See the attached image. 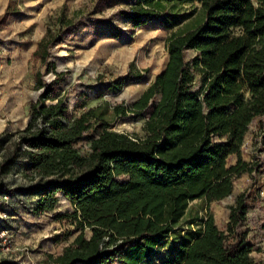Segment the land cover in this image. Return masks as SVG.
<instances>
[{"label":"trees","instance_id":"trees-1","mask_svg":"<svg viewBox=\"0 0 264 264\" xmlns=\"http://www.w3.org/2000/svg\"><path fill=\"white\" fill-rule=\"evenodd\" d=\"M120 2L128 8L114 15L135 28L157 18L168 21L167 4L199 2L204 20L173 32L164 69L130 106L113 108L117 115L146 117L144 136L111 129L106 105L72 116L65 93L61 95L66 73L50 58L54 44L81 27L82 9L72 17L60 13L55 28L39 41L33 52L44 65L35 74L39 94L0 171L24 155L27 170L39 179L21 189L36 198L32 213L53 211L61 196L72 206L58 217L71 218L81 232L61 254H49L45 264H110L116 259L144 264L169 237L179 245L161 264H264L252 255L261 251L255 230L264 233V216L254 222L248 217L252 198L246 192L234 197L224 228L212 211L198 229L177 228L192 201L226 199L234 193L236 178L254 170L242 158L254 122L264 145V0ZM13 13L9 5L0 26ZM190 50L195 51L192 58ZM50 72L55 78L46 81ZM196 74L202 78L199 86ZM128 76L142 74L131 71ZM233 156L237 161L230 163ZM8 193L14 190L0 182L2 208Z\"/></svg>","mask_w":264,"mask_h":264},{"label":"rangeland","instance_id":"rangeland-1","mask_svg":"<svg viewBox=\"0 0 264 264\" xmlns=\"http://www.w3.org/2000/svg\"><path fill=\"white\" fill-rule=\"evenodd\" d=\"M9 5L14 13L5 25L0 26V164L10 156L19 140L20 130L28 124L30 104L39 94L34 87L35 74L44 70V65L34 59L33 52L43 35L55 28L60 13L72 17L76 10L82 9L86 16H78L81 27L55 43L50 58L58 71L66 73L61 95L65 93L71 115L78 116L88 108L106 105V118L112 124L111 129L139 136L145 135L146 117H136L131 112L117 115L113 108L122 104L130 106L131 101L138 99L164 69L168 60L167 38L173 32L194 27L204 20L199 2L167 4L164 9L168 21L157 18L136 28L114 15L119 9L128 8L120 0H0V15ZM93 17L102 22H93ZM109 28L121 30L125 36H115ZM194 55L193 50L187 52L189 58ZM131 71L142 76L130 78ZM54 78V72L45 75L46 81ZM201 81V76L196 74L195 85L199 86ZM242 158L253 163L255 168L236 178L233 195L220 201H192L177 228L198 229L208 211L214 213L217 224L224 228L230 205L242 192L252 198L248 217L254 222L264 216V145L257 122L249 129ZM229 161L235 163L237 157L233 156ZM38 180L27 170L24 155L7 170L0 171V182L14 190L3 203L10 242L8 249L0 246V262L45 264L49 254H61L81 232L71 218L58 217V214L72 211L67 201L59 200L51 212L32 213L36 198L24 194L21 189ZM253 222L251 226H254ZM255 231L261 251L252 255L257 260H264V233ZM178 245L179 241L174 237L165 239L144 264H161ZM110 264L125 263L116 259Z\"/></svg>","mask_w":264,"mask_h":264},{"label":"built area","instance_id":"built-area-1","mask_svg":"<svg viewBox=\"0 0 264 264\" xmlns=\"http://www.w3.org/2000/svg\"><path fill=\"white\" fill-rule=\"evenodd\" d=\"M9 198V195H4L3 200H7ZM7 213L3 210L2 204L0 202V246L9 248V230L5 226V222L7 219Z\"/></svg>","mask_w":264,"mask_h":264},{"label":"crops","instance_id":"crops-1","mask_svg":"<svg viewBox=\"0 0 264 264\" xmlns=\"http://www.w3.org/2000/svg\"><path fill=\"white\" fill-rule=\"evenodd\" d=\"M60 200H61V201H67V202H69V200H68L67 198L63 197V196L60 197ZM69 203H70V202H69Z\"/></svg>","mask_w":264,"mask_h":264}]
</instances>
